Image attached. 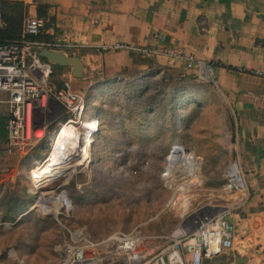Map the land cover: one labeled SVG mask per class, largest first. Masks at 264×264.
<instances>
[{
	"label": "rangeland",
	"instance_id": "374dc122",
	"mask_svg": "<svg viewBox=\"0 0 264 264\" xmlns=\"http://www.w3.org/2000/svg\"><path fill=\"white\" fill-rule=\"evenodd\" d=\"M143 81L112 79L84 93V116L72 126L79 131V152L75 162L73 154L66 161L69 175L40 188L41 173L57 163L52 139L66 116L36 114L35 123L47 126L33 149L43 164L40 170L23 164L7 194L21 200L20 209L23 203L35 208L5 223L9 228L1 215L0 264H56L75 235L99 240L132 231L140 232L139 251L151 258L238 202L242 193L225 190L227 171L239 157L234 138L232 155L223 150L230 132L219 109L223 96L210 84L187 85L172 74ZM51 82L59 83L54 71ZM187 98L201 105L184 104ZM0 113L6 114L5 105ZM182 159L195 162L192 177L189 167L175 169ZM60 197L68 209L57 215L36 208Z\"/></svg>",
	"mask_w": 264,
	"mask_h": 264
},
{
	"label": "crops",
	"instance_id": "0c3cea01",
	"mask_svg": "<svg viewBox=\"0 0 264 264\" xmlns=\"http://www.w3.org/2000/svg\"><path fill=\"white\" fill-rule=\"evenodd\" d=\"M0 1L23 5L26 15L20 37L24 22L39 18L38 6L46 7L52 22L43 41L75 45L78 49L64 51L83 65L81 79L72 77L71 68L55 71L54 67L57 86L67 83L82 96L112 79L150 81L164 71L174 77L183 74L181 80L187 85L196 81L192 72L166 69L163 58L104 52L102 46L178 47L210 62L213 87L225 101L219 106L221 118L230 128L229 146L223 150L232 155L234 138L248 191L245 204L228 217L236 235L233 252L220 257L221 264H264V78L251 74L264 71V0ZM39 19L44 26L48 22ZM33 149L22 156L9 149L7 140L0 141V217L21 166L32 169L41 160Z\"/></svg>",
	"mask_w": 264,
	"mask_h": 264
},
{
	"label": "built area",
	"instance_id": "2783aa9c",
	"mask_svg": "<svg viewBox=\"0 0 264 264\" xmlns=\"http://www.w3.org/2000/svg\"><path fill=\"white\" fill-rule=\"evenodd\" d=\"M43 27L42 19L29 18L22 26L19 40L0 41V93L6 94V99L0 100V104L7 108V142L12 152L22 156L30 152L46 133L47 126L44 123H35L36 114L44 118L45 111L49 116L61 113L66 116L63 124L75 126L82 120L85 111L83 96L72 91L67 83H63L61 87L52 84L55 66L42 61L38 56L42 49L78 48L54 41L29 39L40 36ZM5 28L6 22L0 12V32ZM101 50L129 51L147 58H163L166 69L179 68L192 72L197 82L215 87L214 66L178 47H135L117 43L102 46ZM160 74L167 79L170 77V72L167 71ZM251 74L264 78V71L261 70ZM183 76L181 74L177 78L181 80ZM41 163H36L35 166ZM233 166L238 168L233 173L232 165L229 167L225 190L242 193L238 202L202 223L193 233L176 238L167 251L148 258L139 251L142 236L138 231L113 233L99 240L80 234L62 247L56 264H203L206 260L226 256L233 252L236 235V227L229 222L228 217L248 199L244 174L238 164Z\"/></svg>",
	"mask_w": 264,
	"mask_h": 264
},
{
	"label": "bare ground",
	"instance_id": "6f19581e",
	"mask_svg": "<svg viewBox=\"0 0 264 264\" xmlns=\"http://www.w3.org/2000/svg\"><path fill=\"white\" fill-rule=\"evenodd\" d=\"M72 126L73 125L71 124H64L63 127H61L57 131L54 138L52 139V144L55 150L54 160L57 163L55 166H52L49 169L44 170L41 173V176H40L41 183H40L39 188L43 186L44 184L49 183L55 179H58L60 177H67L69 175V168L66 164V161L68 160L71 154H73L72 159L74 161L75 155L79 152L78 151L79 150V146H78L79 131L74 129ZM42 164L43 162L40 165ZM179 164L181 165V167L178 168V170L185 169L187 167L190 168L189 173L187 174V177H192L194 175V171L196 169V164L194 161L188 162L186 159L179 160L176 163L175 169L177 168ZM235 168H238V166L235 167L232 165L231 170L233 173H236ZM66 201L67 200L65 197H60V199H58L56 202L53 200H50V202H48L49 204L41 200L36 205V208H40L42 211H44L45 214L54 213L55 215H57L60 208L68 209ZM34 208L35 206L32 209Z\"/></svg>",
	"mask_w": 264,
	"mask_h": 264
},
{
	"label": "trees",
	"instance_id": "16d2710c",
	"mask_svg": "<svg viewBox=\"0 0 264 264\" xmlns=\"http://www.w3.org/2000/svg\"><path fill=\"white\" fill-rule=\"evenodd\" d=\"M0 12L3 15V18L6 22V28L0 32V41H16L19 40L21 34V25L23 19L26 15L24 7L21 3L18 2H2L0 1ZM37 15L39 18H43L47 20V24L43 27L42 34L37 38H29L30 40H46L47 36L44 35V30H46L50 23L52 22L51 18H48L46 13V7L38 6L37 7ZM42 61L45 62L44 59ZM57 69L62 70L63 68L55 67V71ZM57 70V71H60ZM191 104L193 107L195 105H201V102H198L192 98H187L184 101V104ZM7 114V113H6ZM6 114L0 113V141L8 140V131H7V116ZM181 122H185V119L181 120ZM19 198H10L8 202L5 203L4 214L2 216V223H13L15 220L26 210V205L23 203L22 209L19 208L20 205Z\"/></svg>",
	"mask_w": 264,
	"mask_h": 264
},
{
	"label": "water",
	"instance_id": "95a60500",
	"mask_svg": "<svg viewBox=\"0 0 264 264\" xmlns=\"http://www.w3.org/2000/svg\"><path fill=\"white\" fill-rule=\"evenodd\" d=\"M38 56L41 59H44L48 64L61 67V68H71L72 69V77L75 79H81L83 77V65L79 58L69 56L64 50H53V49H42L39 51ZM34 209L28 207L26 211L23 213L21 217L28 215ZM20 217V218H21ZM2 225V224H0ZM5 228H9L10 225L3 224ZM206 264H221L220 257L208 261L206 260Z\"/></svg>",
	"mask_w": 264,
	"mask_h": 264
}]
</instances>
